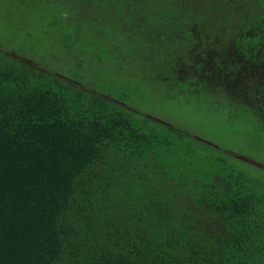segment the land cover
<instances>
[{
	"label": "trees",
	"instance_id": "obj_1",
	"mask_svg": "<svg viewBox=\"0 0 264 264\" xmlns=\"http://www.w3.org/2000/svg\"><path fill=\"white\" fill-rule=\"evenodd\" d=\"M12 3L74 68L0 37V264H264V163L226 141L264 135V0Z\"/></svg>",
	"mask_w": 264,
	"mask_h": 264
},
{
	"label": "rangeland",
	"instance_id": "obj_2",
	"mask_svg": "<svg viewBox=\"0 0 264 264\" xmlns=\"http://www.w3.org/2000/svg\"><path fill=\"white\" fill-rule=\"evenodd\" d=\"M12 0H0V37H14L15 36V30L17 27V24H21V26H25V29L23 33H25L27 30L38 36L41 37V43L39 41H33V39H30L32 44H38L36 49L35 47L32 48L31 53L36 54L37 56L41 57L42 59H45L47 63L49 64L48 66L54 68V69H59V68H64L66 65H71V67L74 68V64L71 60V58L64 52V49L58 47L56 44V41L51 39V35L48 34L49 32H46L43 27H46V24L44 23L43 20L40 22H35L32 23L35 26H31L29 22H27L24 18H20L23 10L22 8L18 9L17 5H13ZM53 36V35H52ZM21 39V38H19ZM8 40L7 38L4 39V44L0 49H4L6 51H9L10 53L16 52L14 49V41ZM0 42H3V39H0ZM14 45V46H13ZM13 46V47H12ZM105 66V65H104ZM86 77V76H85ZM91 77L92 81H95L97 79V76L94 75H88V78ZM93 77H96L94 79ZM121 78L115 76V75H110V77H101L99 81H97L96 84H98L103 91L104 87L112 88L114 86L119 85V80ZM88 80V79H85ZM149 83L144 86L145 90L140 92L136 96V99H138V103L140 104L141 108L145 110H149L152 112L150 114L149 112H146L147 116L150 118H153L155 120L165 122V123H172L175 118L171 116L170 113H164L168 110H173V108H177L178 105L170 100H166L162 97V89L158 86L157 83H153L151 81H148ZM149 98H148V97ZM146 98V100H143ZM184 111V106L182 108ZM162 113V114H158ZM195 114L193 117H196L198 119V113L197 111L194 112ZM153 114H158L160 116H153ZM196 119V120H197ZM179 127L189 133H191L190 125L187 122H180ZM225 135V134H224ZM241 136V139H245L246 142H241L239 140ZM210 137H212L210 135ZM217 136L216 134L213 135L212 141L216 139ZM230 139L235 140L234 144L236 147L239 149V153L242 155H245L247 158L253 159L254 161L257 162H263L264 163V135L262 133H257V138L256 142H252V136L249 135L246 131L242 133H232L228 135V139L226 141H229ZM207 141V139H206ZM238 158H240L242 161H249L245 157L238 155Z\"/></svg>",
	"mask_w": 264,
	"mask_h": 264
}]
</instances>
